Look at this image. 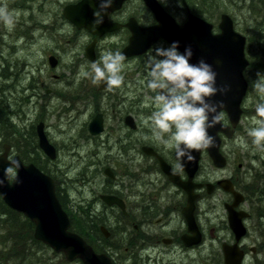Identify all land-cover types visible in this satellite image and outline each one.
Wrapping results in <instances>:
<instances>
[{"label":"flooded vegetation","instance_id":"obj_1","mask_svg":"<svg viewBox=\"0 0 264 264\" xmlns=\"http://www.w3.org/2000/svg\"><path fill=\"white\" fill-rule=\"evenodd\" d=\"M80 1L67 2L61 14L39 18L36 0H0V7L6 8L13 18L11 26L0 22V45L5 44L7 37L14 40L21 37L24 45L37 44V54L42 53L44 57V63L35 67L37 78L33 76L27 86H19L18 80L12 90L3 91V95L9 97L4 101L8 122L12 121L17 130L33 133L37 148L27 145L29 150H26L24 145L17 149L5 143L1 154L6 153L9 161L19 157L25 166L33 164L40 169L39 163L27 162L20 157L19 153L25 150L26 155L31 152L30 159L42 162L49 173L40 170L54 180L56 194L58 192L61 197L59 201L65 205L62 207L70 219L69 231L82 237L93 252L105 256L109 264H226L224 245L236 243L229 222V207L234 205L235 195L219 185L220 181H227L242 196V201L233 207L242 216L245 229L238 243L243 252L242 264H262L257 257L264 255L263 154L253 156L262 160L258 168L245 156L239 158L244 161L241 163L234 149L224 150L226 142L235 141L241 124L234 129L231 138L221 133V153L226 166L216 167L208 152L202 151L199 168L192 180L196 196L194 208L188 211V193L163 169V165L172 169L178 163L175 150L166 148L152 137L146 118L151 115L154 105L147 100V104L140 107L137 99L138 95H155L145 84L146 61L156 48L170 44L160 40L146 53L126 57L123 52L132 37L127 23L135 19L145 28L157 24L143 0L141 4L147 10L143 7L140 13L132 0H127L121 9L109 11L108 20L118 28L101 36L88 28L78 29L65 18V8ZM158 1L164 7L165 2ZM28 12L32 15L26 20H18L21 19L18 15L24 17ZM68 23L71 31L66 32L65 24ZM55 24L61 27L58 32L54 30ZM65 40L67 44L74 41L78 47L72 52L69 72L60 73L62 57L57 51ZM92 44L93 56L89 57L88 49ZM109 51H118L125 57L124 82L111 92L106 91L105 84L94 85L91 77L84 74L90 70L92 62ZM31 108L32 113H29ZM33 113L34 119L30 116ZM97 117L102 128L93 134L91 124ZM79 118H82L80 128L73 130V124L77 126ZM224 123L230 125L228 120ZM21 124L30 125L24 128ZM40 124L54 148L53 158L40 147ZM83 150L85 154L81 157ZM66 152L82 165V168L78 167L79 178L66 177L68 172L63 170L59 175L55 168L61 154ZM229 166H232L229 174L215 178L216 170ZM75 168L76 165L71 164L68 171ZM14 171L17 172L15 167ZM177 175L182 181L188 180V172L184 170ZM84 193L91 194V198ZM74 194L79 196L75 198ZM104 195L118 201L109 205L102 200ZM47 253L43 258L48 264H85L82 259L69 261L63 252L51 248Z\"/></svg>","mask_w":264,"mask_h":264},{"label":"water","instance_id":"obj_2","mask_svg":"<svg viewBox=\"0 0 264 264\" xmlns=\"http://www.w3.org/2000/svg\"><path fill=\"white\" fill-rule=\"evenodd\" d=\"M126 1L114 0L111 7L106 9L104 23L95 30L92 29V22L98 0H81L75 5H69L64 10V16L78 29L88 28L92 33L101 36L118 28L116 24L108 20V14L109 11L121 9ZM143 2L154 15L157 24L145 28L141 27L135 19H131L127 27L131 30L132 37L123 52L124 56L142 55L160 40L170 45L173 41H179L181 52L186 47H191L193 56L190 63L195 64L201 59L205 60L217 72V85L230 87L226 95L211 98L214 101H224L225 107L222 111L226 114L230 125H225L226 123L222 120L214 128L208 129L209 135L215 138V146L204 149L216 167L223 168L226 166V159L221 153L220 134L223 133L228 138L233 136L234 129L242 120L243 103L249 90V83L245 76V71L250 65L246 57L247 37L236 31L234 20L229 14L221 16L219 32L214 33V25L191 13L186 0H183V6L188 11V19L184 24L178 23L158 0H143ZM93 47L94 44L88 49L89 57L93 56ZM51 65H55L52 59ZM101 128V120L97 117L91 124V132L96 134L101 131ZM38 135L40 147L49 157H55L54 148L50 145L42 124L38 126ZM5 150L7 152V148ZM202 151L192 152L195 157L193 161H184L182 170L188 172L187 181L180 180L177 174H172L169 166L163 165L169 178L188 193V211L194 208L196 196L192 180L199 168ZM13 160L19 166H13L17 172L12 179L5 175V169L10 166L7 154L0 155V180L3 181L0 184V196L9 208L22 213L34 223L35 239L58 253L63 252L69 261L82 259L85 264H109L107 258L96 255L82 237L69 231L70 219L57 197L54 180L33 164L25 166L19 157ZM219 185L235 195V203L229 207V222L236 235V243L233 246L224 245L225 263L242 264L243 252L239 249L238 243L245 234V229L242 225V216L233 210V207L242 201V196L235 192L233 186L227 181H220ZM196 186L201 187V185ZM101 198L109 205L118 201L113 196L104 195Z\"/></svg>","mask_w":264,"mask_h":264},{"label":"clouds","instance_id":"obj_3","mask_svg":"<svg viewBox=\"0 0 264 264\" xmlns=\"http://www.w3.org/2000/svg\"><path fill=\"white\" fill-rule=\"evenodd\" d=\"M112 0H98V7L93 12L92 29L104 23L106 9ZM0 22L6 26L13 24V18L7 9L0 7ZM179 41H173L168 47H158L146 61L145 84L155 93L150 97L154 105L151 115L146 118L152 137L166 148L174 149L178 163L172 168V174L182 171L184 161L195 159L193 151H201L215 146V138L208 133L223 119V100L214 101L217 95H226L228 85H217V72L205 60L190 63L193 56L191 47L183 52L179 50ZM125 57L120 52H105L98 61L92 62L85 75L95 84H105L106 91L121 87ZM253 88L261 102L255 111L259 119L253 118L255 126L247 135L253 145L264 148V73H257ZM167 137V138H165ZM18 163L10 161L5 175L11 178ZM3 181L0 180V184Z\"/></svg>","mask_w":264,"mask_h":264},{"label":"rangeland","instance_id":"obj_4","mask_svg":"<svg viewBox=\"0 0 264 264\" xmlns=\"http://www.w3.org/2000/svg\"><path fill=\"white\" fill-rule=\"evenodd\" d=\"M75 0H36V5H39V9L36 11V16L41 18L42 16H49L54 14H61V10H63L64 5L68 2H73ZM165 2L164 7L165 9L171 13L176 19H178L180 22L187 21V12L184 9L182 5V0H163ZM132 3L135 5L137 4L138 8L136 11L139 13L141 10L146 9L144 5L141 4V0H132ZM140 5V6H139ZM224 8L227 10L226 14H229L233 20L235 21V26L236 30L240 32L242 35L248 37V31H250V25L254 22H258L257 20L259 19H253L255 15L259 12V7L256 4V7L258 8L256 13L253 14L252 12H249V10L252 8V5L250 1H245V0H225L224 3ZM134 7V6H133ZM136 7V6H135ZM147 10V9H146ZM135 11V12H136ZM134 13V12H132ZM32 13L28 12L25 13L24 17L22 14L18 15L21 19L18 20H26ZM35 18V14H34ZM204 20L207 22L211 23L214 25V32L218 33L219 28L218 25L221 21V14L215 18L211 19L207 16H201ZM58 18V22H59ZM38 20V19H37ZM66 32L71 31V24H65ZM61 29L59 24H55V31L58 32ZM247 30V32H246ZM5 44L3 43L0 45V97L2 98V101H6L7 98L5 95H3V91L5 89L7 90H12L11 87L16 85V82L19 80V86H27L31 80L32 77L35 76L37 78V70H36V65L38 63L41 65L44 63V57L43 54L41 55L37 54V49L38 45L33 43L24 45L23 39L20 37L18 40H14L11 37H7L5 39ZM64 45H62V48L59 49L58 55L61 58L62 57V66L58 69V72H66L68 73V67L70 66L71 58H72V52L76 49V43L74 41L70 44H67L66 40L63 42ZM42 45H45L42 43ZM45 46H48L47 44ZM51 46V45H49ZM52 49H57L53 46H51ZM260 49V48H256ZM35 74V75H33ZM8 92V91H7ZM257 93L254 92V97H246L243 103V109H246L247 113H244L242 120L240 122V131L238 132L235 141L232 142H226L224 145V150L225 151H231L234 149V151L237 153L239 158H242L245 156L247 160H252L255 167L258 168L262 162V160L254 159L253 156L260 154L262 155V158L264 159V148L255 146L252 144L251 140L252 138L247 135L248 130L255 126L253 123V118H256V115L254 113V110L256 108L257 102L255 99V95ZM144 95H138L137 99L139 101L138 106L142 107L143 105L147 104V100H150V97H143ZM0 98V101H1ZM143 100V101H141ZM141 101V102H140ZM9 102H11L9 100ZM245 111V110H244ZM29 113H32V108L30 109ZM32 119H34V113L30 115ZM224 122H227L228 118L226 114L223 112V119ZM82 121V118H79L77 126L73 124V130L79 129L80 124L79 122ZM24 128H28L30 124H21ZM82 126V124H81ZM65 130L67 127L64 128ZM52 132L53 129H52ZM62 136V135H61ZM61 136H58L60 139ZM0 144H5L3 142V139L0 137ZM2 149L0 147V155L2 153ZM85 151H80L81 157L84 156ZM261 158V157H260ZM239 162L244 163L242 159L239 160ZM237 162V164L239 163ZM75 164L76 168L72 171H68L70 169V165ZM235 165V167L237 166ZM82 168V165L80 166L78 159L73 157L70 153L65 155L61 154L57 165L55 168L57 169L59 175H61L60 171L63 170L65 173L66 177L70 176L72 178H79L78 177V172L79 169ZM232 170V166H229L225 169L221 170H216L215 172V178H222L223 176L227 175L230 173ZM69 174V175H68ZM16 175V171H14L13 177ZM63 178V176H62ZM75 198H77L79 195L74 194ZM84 196H88L91 198V194L89 193H84ZM80 199V198H79ZM257 260L260 261L262 264H264V255H261L257 257Z\"/></svg>","mask_w":264,"mask_h":264},{"label":"trees","instance_id":"obj_5","mask_svg":"<svg viewBox=\"0 0 264 264\" xmlns=\"http://www.w3.org/2000/svg\"><path fill=\"white\" fill-rule=\"evenodd\" d=\"M245 1H250L252 8L249 12H252L253 14L258 10L256 4L259 7V12L253 17V19H259L257 20L258 22H254L250 25V31L247 32L246 30L248 33L246 57L250 62L249 67L245 71V76L249 83L247 96L253 98L255 92L253 82L257 79V73H264V0ZM186 3L190 8L191 13L198 17L207 16L211 19H215L220 14L222 16L227 12L223 6L225 0H186ZM256 48L260 49L258 50ZM255 99L257 104L261 102L260 97L257 94L255 95ZM244 110V113H247L246 109ZM254 113L256 115L255 110ZM6 124H9V126ZM33 136V133L31 135L29 132L27 133L21 129L17 130L12 121L8 122L5 102L2 101L1 98L0 137L3 139V142L10 144L13 148L17 149H20L24 145L26 150H29V147L36 149L37 146ZM3 146L4 144H0L2 151ZM19 155L20 157L22 156V158H25L27 162H32L34 164L39 163V168L45 173H49V170L42 164V162H38L36 159H30L31 152L26 155L24 150L21 154L19 153ZM57 195L59 200H61L58 192ZM62 205L63 207L65 206L63 202ZM34 232V223L22 213L9 208L0 196V264H48L43 257L47 256V251L50 247L43 242L36 240ZM38 252L42 255H38Z\"/></svg>","mask_w":264,"mask_h":264},{"label":"bare ground","instance_id":"obj_6","mask_svg":"<svg viewBox=\"0 0 264 264\" xmlns=\"http://www.w3.org/2000/svg\"><path fill=\"white\" fill-rule=\"evenodd\" d=\"M49 247V246H48ZM52 249V248H51ZM38 255H42L40 252H38ZM48 255V254H47Z\"/></svg>","mask_w":264,"mask_h":264}]
</instances>
